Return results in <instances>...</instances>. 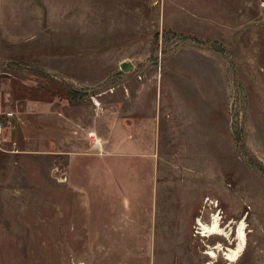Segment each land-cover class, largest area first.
<instances>
[{"label":"rangeland","instance_id":"rangeland-1","mask_svg":"<svg viewBox=\"0 0 264 264\" xmlns=\"http://www.w3.org/2000/svg\"><path fill=\"white\" fill-rule=\"evenodd\" d=\"M117 4L0 0L6 144L32 100L104 149L0 160V264H264V0Z\"/></svg>","mask_w":264,"mask_h":264},{"label":"crops","instance_id":"crops-1","mask_svg":"<svg viewBox=\"0 0 264 264\" xmlns=\"http://www.w3.org/2000/svg\"><path fill=\"white\" fill-rule=\"evenodd\" d=\"M104 1L118 2L117 7L119 8L121 6L120 3L122 1H138V0H104ZM113 7H115V6H113ZM23 113L25 114V117H26L25 127L22 126V128H21L23 131V137L21 140L18 137L17 138L14 137L13 134H15L16 130L14 129L12 132V128L10 125L8 127V132H7L8 137H9L8 146H10L8 148L9 149L11 148L13 150H9V149L0 150V160L3 159L5 157V155H6V157L9 158L11 156V153L12 154L22 153V152H24L26 154H32V153L48 154V153H52V151H49L50 148L48 146L53 143V146H55L57 148L58 143L60 141L63 142V144H65L63 146L64 149L61 150L60 146H59L58 151L53 152L55 154L62 153V154H68V155H78V153H81L84 150H86V151L88 150L89 145H88L87 140H85L86 138L91 140V138L88 136V134H87V137L82 136V135H84L83 133L81 134V136H76V137H73L72 135H70V133H67L68 135H64V132H63V129L65 127L64 125L68 126L67 122H65L63 117H62V113H64V111L54 109L52 103H50L48 101L28 100V102L24 106ZM129 113H131V112H129ZM16 115H18V113H16L14 111L13 117H15ZM12 118H9V122H10V120L12 121ZM124 118H126V117H124ZM32 119H38V120H32ZM52 119L54 120V124H52L50 122V120H52ZM73 120H72V123L77 124L78 126L82 125V127H80V128L85 130L86 133H88V130H89V132H90V130H93V123L87 124V123H81L75 119H73ZM119 121H120V126H121L120 128H123L122 129L124 131L123 133L127 134L126 121H125V125L123 123L124 120L122 118H119ZM135 121H136V119H135ZM128 122H131V121H128ZM134 126H136V122L134 123ZM20 130H18L17 132L19 133ZM122 130H119V129L117 130L118 137L115 136L113 138V141L111 143L113 146L116 145V146L120 147V146L126 145V142H125L126 139L124 140L121 137ZM56 133H58L59 136H56ZM64 136H66V138H67L66 140H63ZM95 137L97 140L96 141L91 140V142L95 146L97 145L99 147V150H101L103 152L104 149H103V143L101 141L102 139H100L97 136V131H95ZM109 144H110V142H109Z\"/></svg>","mask_w":264,"mask_h":264},{"label":"bare ground","instance_id":"bare-ground-1","mask_svg":"<svg viewBox=\"0 0 264 264\" xmlns=\"http://www.w3.org/2000/svg\"><path fill=\"white\" fill-rule=\"evenodd\" d=\"M97 104H99L98 101ZM199 224L202 227V231L204 235L210 236V235L221 234V235L229 236V233H227V231L221 226L219 214L214 215L212 223L205 224L200 221ZM237 232H238L237 237L239 241L235 247H224L221 243H218V245H216L215 247H213V249L210 250L209 254L212 257H216L217 255L216 250L217 249L220 251L223 250L227 259L231 261L238 260L242 252L245 250L247 244L246 227H245V222L243 220L240 222L237 228Z\"/></svg>","mask_w":264,"mask_h":264},{"label":"built area","instance_id":"built-area-1","mask_svg":"<svg viewBox=\"0 0 264 264\" xmlns=\"http://www.w3.org/2000/svg\"><path fill=\"white\" fill-rule=\"evenodd\" d=\"M2 113L6 114L8 117H12L14 115L13 111L3 112L0 109V115H2ZM4 128H5V123L3 122V120L1 119V116H0V149L6 150L8 144H6L7 143V139H6V136H5V129ZM88 136L91 138L92 141L93 140H95V141L97 140L96 137H95V132H89Z\"/></svg>","mask_w":264,"mask_h":264},{"label":"water","instance_id":"water-1","mask_svg":"<svg viewBox=\"0 0 264 264\" xmlns=\"http://www.w3.org/2000/svg\"><path fill=\"white\" fill-rule=\"evenodd\" d=\"M132 66H133V64H132V62H130V61H125V62H123V63L121 64V68H122L124 71H129V70H131V69H132Z\"/></svg>","mask_w":264,"mask_h":264}]
</instances>
